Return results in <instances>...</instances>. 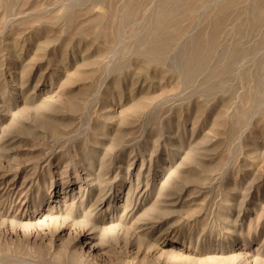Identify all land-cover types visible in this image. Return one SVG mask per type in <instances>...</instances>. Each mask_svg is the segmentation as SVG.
I'll return each mask as SVG.
<instances>
[{
	"label": "rangeland",
	"instance_id": "rangeland-1",
	"mask_svg": "<svg viewBox=\"0 0 264 264\" xmlns=\"http://www.w3.org/2000/svg\"><path fill=\"white\" fill-rule=\"evenodd\" d=\"M0 264H264V0H0Z\"/></svg>",
	"mask_w": 264,
	"mask_h": 264
},
{
	"label": "bare ground",
	"instance_id": "bare-ground-1",
	"mask_svg": "<svg viewBox=\"0 0 264 264\" xmlns=\"http://www.w3.org/2000/svg\"><path fill=\"white\" fill-rule=\"evenodd\" d=\"M192 43V42H191ZM198 43V42H197ZM192 44H194V43H192ZM201 46V45H200ZM196 50V49H195ZM186 52V51H185ZM189 56V55H188ZM193 57V56H192Z\"/></svg>",
	"mask_w": 264,
	"mask_h": 264
}]
</instances>
